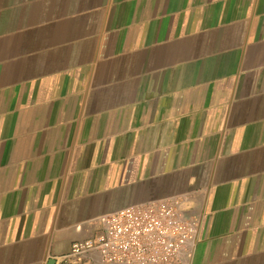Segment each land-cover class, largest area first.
Instances as JSON below:
<instances>
[{"label": "crops", "instance_id": "crops-1", "mask_svg": "<svg viewBox=\"0 0 264 264\" xmlns=\"http://www.w3.org/2000/svg\"><path fill=\"white\" fill-rule=\"evenodd\" d=\"M170 197L189 264H264V0H0V264Z\"/></svg>", "mask_w": 264, "mask_h": 264}, {"label": "built area", "instance_id": "built-area-1", "mask_svg": "<svg viewBox=\"0 0 264 264\" xmlns=\"http://www.w3.org/2000/svg\"><path fill=\"white\" fill-rule=\"evenodd\" d=\"M198 220L170 197L127 206L101 218L94 237L75 242L66 264H189Z\"/></svg>", "mask_w": 264, "mask_h": 264}]
</instances>
